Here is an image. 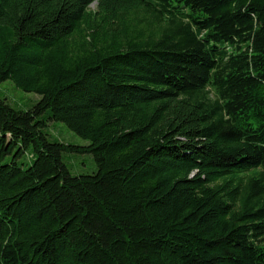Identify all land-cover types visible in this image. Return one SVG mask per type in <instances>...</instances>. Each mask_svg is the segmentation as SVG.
Wrapping results in <instances>:
<instances>
[{
  "label": "trees",
  "instance_id": "1",
  "mask_svg": "<svg viewBox=\"0 0 264 264\" xmlns=\"http://www.w3.org/2000/svg\"><path fill=\"white\" fill-rule=\"evenodd\" d=\"M9 80L0 264H264V0H0Z\"/></svg>",
  "mask_w": 264,
  "mask_h": 264
},
{
  "label": "rangeland",
  "instance_id": "2",
  "mask_svg": "<svg viewBox=\"0 0 264 264\" xmlns=\"http://www.w3.org/2000/svg\"><path fill=\"white\" fill-rule=\"evenodd\" d=\"M92 10L96 9L93 5ZM41 99L35 93H26L18 89L12 81H6L0 85V100L5 101L12 108L27 112L31 110ZM52 141H58L75 146H87L88 142L75 135L64 124L55 123L46 130ZM30 163L29 154L23 160ZM64 162L74 176L92 175L97 171V165L92 154H64Z\"/></svg>",
  "mask_w": 264,
  "mask_h": 264
}]
</instances>
